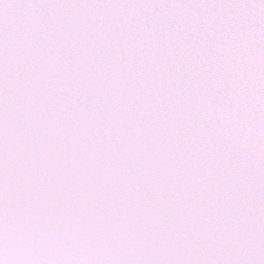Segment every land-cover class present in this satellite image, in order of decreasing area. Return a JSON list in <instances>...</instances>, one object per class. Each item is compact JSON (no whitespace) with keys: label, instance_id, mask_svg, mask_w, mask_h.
<instances>
[{"label":"snow or ice","instance_id":"1","mask_svg":"<svg viewBox=\"0 0 264 264\" xmlns=\"http://www.w3.org/2000/svg\"><path fill=\"white\" fill-rule=\"evenodd\" d=\"M0 264H264V0H0Z\"/></svg>","mask_w":264,"mask_h":264}]
</instances>
